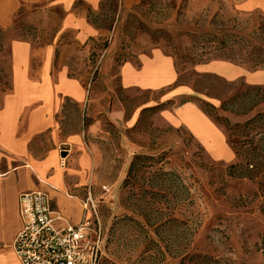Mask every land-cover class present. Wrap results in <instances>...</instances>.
Listing matches in <instances>:
<instances>
[{"label": "rangeland", "instance_id": "rangeland-1", "mask_svg": "<svg viewBox=\"0 0 264 264\" xmlns=\"http://www.w3.org/2000/svg\"><path fill=\"white\" fill-rule=\"evenodd\" d=\"M237 1L140 0L122 8L104 0L88 15L96 37L82 45L64 35L71 74L109 80L88 119L99 160L91 192L100 264H264V85L194 69L199 60L247 62L253 45H264V12L240 10ZM60 16L46 3H22L12 25H0V97L11 89V42L40 31L43 39L33 41L54 42ZM222 41L228 46L219 50ZM154 48L175 58L180 82L194 90L175 104L196 102L226 133L233 161L212 159L186 128L169 124L163 91L120 87V64ZM70 118L80 115L73 109Z\"/></svg>", "mask_w": 264, "mask_h": 264}, {"label": "crops", "instance_id": "crops-1", "mask_svg": "<svg viewBox=\"0 0 264 264\" xmlns=\"http://www.w3.org/2000/svg\"><path fill=\"white\" fill-rule=\"evenodd\" d=\"M139 1L120 0V5L131 8ZM22 3H46L59 9L61 16L51 35L54 42L33 41L43 39L40 31L36 38H16L10 45L11 89L0 97V264H22L13 249V240L23 227L22 193L47 192L61 216L56 221L59 227L66 222L79 223L92 214L86 201L92 196L99 160L88 138L95 124L88 119H94L101 102L97 89L109 84V80L94 81L91 75H72L67 56L72 44L64 43L66 34H73L72 42L82 45L99 34L88 15L99 10L104 0H0V25H12ZM236 6L264 12V0H238ZM194 69L227 81L264 85V68L253 69L224 58L198 62ZM117 78L125 91H163L159 105L169 124L186 128L212 159L236 158L226 133L196 102L175 104L194 90L180 82L171 54L160 48L139 54L120 64ZM73 109L80 115L75 122L70 118ZM132 118L135 124L137 114Z\"/></svg>", "mask_w": 264, "mask_h": 264}, {"label": "built area", "instance_id": "built-area-1", "mask_svg": "<svg viewBox=\"0 0 264 264\" xmlns=\"http://www.w3.org/2000/svg\"><path fill=\"white\" fill-rule=\"evenodd\" d=\"M62 165H66V155ZM86 206L91 212L95 209L91 195ZM20 212L23 227L13 240V249L22 264H99L101 226L96 225L93 212L79 223L66 222L59 227L56 221L61 216L50 195L40 189L21 194Z\"/></svg>", "mask_w": 264, "mask_h": 264}, {"label": "trees", "instance_id": "trees-1", "mask_svg": "<svg viewBox=\"0 0 264 264\" xmlns=\"http://www.w3.org/2000/svg\"><path fill=\"white\" fill-rule=\"evenodd\" d=\"M258 29L260 31H262L264 29V24H261L258 27ZM223 40H225V39H223ZM222 42H223L222 46H220V45L218 46L219 50H221L222 48H227L226 46H228L227 43L225 44L224 41H222ZM255 53L258 54L256 57H255ZM225 59H228V58H225ZM243 59H242V57H239L238 59H231V61L247 65L253 69L263 68L264 67V45L254 44L253 50H252V58L249 60H246L247 62L243 61ZM202 61H205V60H202ZM198 62H201V61L199 60ZM137 158H140V156H138ZM132 168H133V165H132ZM99 264H100V261H99Z\"/></svg>", "mask_w": 264, "mask_h": 264}]
</instances>
